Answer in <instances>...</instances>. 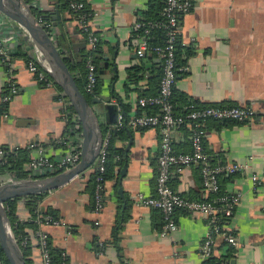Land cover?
Listing matches in <instances>:
<instances>
[{"label":"crops","instance_id":"crops-1","mask_svg":"<svg viewBox=\"0 0 264 264\" xmlns=\"http://www.w3.org/2000/svg\"><path fill=\"white\" fill-rule=\"evenodd\" d=\"M67 1L26 0L39 20L52 24L53 37L66 54V60L75 64L93 47ZM85 2L92 13L91 29L100 41V92L90 100L98 98L117 107L108 110L103 104H94L104 141L110 138V132L117 133L120 115L124 125L150 111L138 101L141 95L153 96L158 92L163 67L153 54L147 52L145 57H140L137 53L145 37L136 25L146 19L151 0ZM193 5V10L180 20L181 60L186 68L175 85L176 105L183 106L188 100L199 106H250L257 113L249 122L205 124L209 163L247 165L244 171L221 177L224 191L242 194L234 216L226 223L227 231L236 237L238 244L230 245L218 236L212 256L229 255V264H264V0H193ZM54 10L57 27L52 17L44 18ZM0 38L13 54L10 63L0 60V104L9 80L18 87L8 103V117L0 120V149L37 144L45 148L50 158L59 159L73 145L54 143L66 134L67 124L59 100L63 89L59 85H43L29 71L27 58L37 59L39 53L43 54L31 42L26 29L1 11ZM105 56L108 67L102 73L100 64ZM139 64L145 68L144 78L131 87L126 86L129 69ZM72 72L78 78L79 73ZM95 130L98 133L96 125ZM77 132H82V127L80 131H71L73 139ZM161 140V128L133 127L117 139L121 157H113L100 212L95 211L94 199L97 165L45 193L38 204L39 210L56 212L62 224L44 229L49 242L64 251L66 264H175L176 256L182 264L205 262L201 246L210 230L206 215L176 210L178 229L163 236L161 211L142 203V199L157 194ZM172 143L176 152H190V127L183 125L175 129ZM30 153L33 157L38 151L30 150ZM2 175L0 186L9 178ZM254 176L261 182L254 184ZM170 186L191 199L211 197L203 186L201 166L197 164L174 168ZM29 214L25 200L19 199L16 216L27 220ZM27 247L25 258L31 264H43L37 243L31 239Z\"/></svg>","mask_w":264,"mask_h":264},{"label":"built area","instance_id":"built-area-1","mask_svg":"<svg viewBox=\"0 0 264 264\" xmlns=\"http://www.w3.org/2000/svg\"><path fill=\"white\" fill-rule=\"evenodd\" d=\"M69 9L78 17V23L82 32L88 39L92 47L99 42L98 35L93 32L90 26L92 17L91 11L87 8L85 0H68ZM194 8L193 0H165L162 10L163 21L148 22L140 21L136 28L143 30L145 40L137 51L140 57H145L147 52L154 54L162 62V75L159 81V90L156 95L139 98V105L143 108L158 107L156 113H144L136 116L129 121V126L133 128H161L162 140L160 145V154L158 157V174L156 179L157 194L153 197L142 199L145 206L153 207L161 211L163 216L162 235L166 236L178 229L175 219L176 210H186L192 213H201L208 217L209 234L204 239L201 246V254L205 261L210 258L215 251L216 240L218 236H222L230 245L236 246L237 239L232 233L227 231L226 223L235 213L242 194L230 193L224 191L221 186V177L233 175L244 171L247 167L242 163H209L206 147H205V122L209 119L220 121L249 122L256 116V111L250 106H222L207 105L198 106L190 103L185 107V113L179 114L175 110L173 103V95L175 85L179 78L178 71L185 70V66L178 67L176 44L180 40V20L181 17L190 13ZM40 22L53 36V26L49 21ZM162 28L166 31V41L163 45L156 44L151 46L148 39L151 37L152 28ZM13 54L9 53L4 46L3 40L0 38V60L4 63H10ZM29 71L43 85L52 87L57 83L51 73L50 67L40 53L37 59L34 57L27 58ZM87 84L86 90L92 93L99 79L98 68L93 62L87 65ZM6 93L2 97V103H9L12 97L17 94L18 87L16 83L9 80L7 83ZM60 102L63 106L62 115L66 121V134L57 138L54 143L56 145L73 144L72 149L59 159H52L45 153V148L32 144L27 148L29 150H37L38 154L30 158L25 166L27 177L24 179L34 178L42 179L62 173L76 166L82 156L83 135L82 132L72 137L71 131H80L81 124L78 116L73 109L72 103L68 96L62 91ZM8 117V110L0 113V120ZM120 123L122 126L123 116L120 115ZM74 124V128L71 125ZM187 125L191 130V151L187 153H178L174 150L172 143V133L175 129ZM74 129V130H73ZM108 146L109 138L102 141L98 152V165L95 174V211L100 212L103 207V191L106 182V173L108 168ZM12 151V150H11ZM9 151L0 149V168L8 161ZM197 164L201 166V175L204 188L210 193L208 199H191L183 196L170 186L171 173L174 168L183 169L190 165ZM0 170V178L3 176ZM9 175V174H7ZM18 180L12 175L5 182L6 184L16 182ZM254 184L260 183V178L253 177ZM5 185V184H4ZM2 186V185H1ZM4 211L9 212L8 206L4 204ZM35 223L37 229L26 228V234L19 233L21 241L19 243L16 238L12 224L10 223V231L16 239L17 243L26 247L29 241L33 239L40 247L43 257V264H50L51 258L48 250L49 235L45 231L46 226H59L62 224L61 219H54L51 215H43L37 211ZM8 216V215H7ZM20 222H27L31 219V213L27 220H22L17 216ZM18 221L16 222V224ZM2 248L0 245V264H7L2 256ZM65 256V254H64ZM66 264V262L64 263ZM175 264H182L178 257L175 258ZM205 264V262L203 263ZM221 264H229L228 261H222Z\"/></svg>","mask_w":264,"mask_h":264},{"label":"water","instance_id":"water-1","mask_svg":"<svg viewBox=\"0 0 264 264\" xmlns=\"http://www.w3.org/2000/svg\"><path fill=\"white\" fill-rule=\"evenodd\" d=\"M0 11L26 29L31 42L43 54L56 83L70 99L83 132L82 156L76 166L51 177L22 179L0 186V245L9 264H26L22 249L10 231L9 218L4 211V204L11 199L52 191L67 184L91 166L98 165L97 157L103 133L100 128L99 113H97L94 104H103L108 110L117 109V107L112 103L105 104L98 98L90 100L84 95L66 63V54L52 34L40 22L39 17L34 14L26 0H0ZM55 13L54 10L44 18L52 17L53 24L57 27ZM107 60L108 57L105 56L103 63L100 64L102 73L104 67H108ZM114 70H117L116 66ZM95 125L98 128V133L95 130ZM231 262L233 263L234 260Z\"/></svg>","mask_w":264,"mask_h":264},{"label":"trees","instance_id":"trees-1","mask_svg":"<svg viewBox=\"0 0 264 264\" xmlns=\"http://www.w3.org/2000/svg\"><path fill=\"white\" fill-rule=\"evenodd\" d=\"M165 5V0H151L150 2V7L148 11L145 13V20L143 22L148 23V22H161L163 21L162 17V10ZM140 35L143 34V30L139 29ZM166 31L162 28H152L151 29V37L148 39V42L151 46L160 44L163 45L166 41ZM99 43L100 41L96 44L95 47L92 49L85 51L84 55L75 63L72 64L71 61H67L66 63L70 70L72 71H77L79 73L78 78H76V82L80 88V90L84 93V95L88 98L91 99L93 96L97 95L100 92V86H101V80L100 76L97 82V85L92 93H89L86 90V84H87V73H88V68L87 65L89 62H93L96 64L97 68L99 69V58H98V52H99ZM183 51V45L180 40H178L176 44V54H177V65L178 67L184 66L183 61L181 60V53ZM154 55V54H153ZM155 56V55H154ZM145 68L142 64L136 65L132 68L129 69L128 71V77H127V82L126 86L131 87L132 84H137L141 79L144 78ZM99 73V72H98ZM185 72L182 70L178 71L179 77L183 75ZM162 75V74H161ZM161 78V76H160ZM160 81V79H159ZM158 90H159V82H158ZM158 92L153 93L151 95H156ZM148 95H141V97H146ZM173 103L175 106V110L179 114H184L185 107L189 105L190 103H195L193 101H188L183 104V106H177L175 102V89H174V95H173ZM196 104V103H195ZM199 106V105H198ZM147 110H150L148 112L154 113L153 110L158 109V107H148L146 108ZM152 109V110H151ZM8 110V104L7 103H2L0 104V113L3 111ZM216 122V125H225L228 124V122H234V121H220L216 119H209L205 122L207 125L208 122ZM129 122H124V125L118 127L117 133L114 131L110 132V138H109V146H108V168H107V173H106V179L109 177L111 169L113 168V157L119 158L121 157V151L119 148L116 146V141L121 137V135L126 133L127 129L130 128ZM74 126V124H72ZM205 125V126H206ZM204 126V128H205ZM205 141V140H204ZM1 149L9 151L8 155V161L4 165L1 166L0 170L2 173L9 174L14 176L17 179H24L27 177V171L25 169L26 164L31 158V153L28 148H17V149H11L8 147H3ZM12 150V151H11ZM223 177V176H222ZM221 181V179H220ZM94 189H95V182H94ZM45 195V193H41L38 195H30L26 196L23 199L25 200L26 206L28 210L31 213V219H29L27 222H20L16 216V210H17V202L19 199L22 198H15L8 200L5 204L9 208V212L7 213L8 218L12 224V228L14 231V234L16 238L18 239L19 243L21 241V238H19V233L23 232L26 234V228H33L34 230L37 229V224L35 223V218L37 217L36 211L37 209L39 210L38 204L40 203L42 197ZM39 212L43 215H51L54 219H59L57 216L56 212ZM18 223L16 224V222ZM117 238V234L115 235ZM30 243V241H29ZM48 250H49V255L51 258V263L50 264H64L66 262V257L64 256V251L58 248H55L50 242H48ZM22 252L24 257L28 255V250L29 247H24L21 246ZM231 253V252H230ZM4 261L9 264L6 256L4 253H2ZM229 255L226 257H210L205 261V264H221L222 261H228ZM26 264H31L29 260L26 259Z\"/></svg>","mask_w":264,"mask_h":264}]
</instances>
